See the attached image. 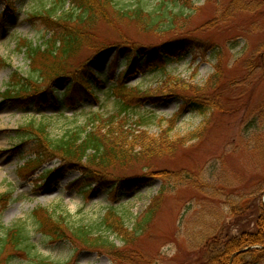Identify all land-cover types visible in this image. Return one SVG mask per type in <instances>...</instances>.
<instances>
[{
  "label": "rangeland",
  "instance_id": "rangeland-1",
  "mask_svg": "<svg viewBox=\"0 0 264 264\" xmlns=\"http://www.w3.org/2000/svg\"><path fill=\"white\" fill-rule=\"evenodd\" d=\"M138 1L116 0L127 8ZM142 1L153 9L160 0ZM193 1L197 10L185 30L192 39L182 41L165 59L143 64L142 69L125 77L126 65L122 62L129 53L116 44L160 46L164 54L161 46L168 36L143 32L132 21H116L114 14L113 18L99 19L91 30H82L87 38L65 64L71 70L87 64L101 76V90L93 92L99 101L83 91L74 93L73 100L19 103L3 99L1 93L10 81L34 78L24 46L27 42L42 45L43 36H50V23L32 17L45 12L50 3L0 0V194L6 193L9 198L0 217V232L17 225L26 227L34 250L32 257L38 251V256L53 264H197L199 251L194 244L217 219L230 223V202L249 196L243 203L246 206L262 193L258 190L264 186V164L254 153L256 142L246 130H264V0ZM219 64L222 81L205 86ZM170 77L207 89L215 98L213 111L204 117L183 109L179 97L166 96L164 82ZM118 80L151 94L144 101L130 103L128 122L136 125L135 130L158 135L169 129L174 130L175 137L186 138L177 153L157 162V172L163 171L161 178L150 176L154 179L140 181L139 186L129 189L116 178L126 173H146L140 165L119 170L113 173V181L101 184L88 182L82 171L65 169L61 163L49 162L39 168L26 166L30 162L25 165L35 160V155L23 139V129L44 124L52 138H60L68 130L90 126L88 122L95 116L117 115L122 112V103L103 90L116 86ZM65 89L57 85L52 91L56 94ZM193 131L202 135L187 141ZM53 168H58L59 177L45 179V171ZM160 193L162 197L156 201ZM261 197L264 203V192ZM152 203L157 208L155 218L134 245L122 247L121 241L111 236L124 256L120 260L79 243H53L38 231L33 218L35 211L46 209L55 217L64 216L70 226L93 225L115 208L132 226ZM25 249L26 253L9 255L10 261L8 254L2 255L0 264H30Z\"/></svg>",
  "mask_w": 264,
  "mask_h": 264
},
{
  "label": "trees",
  "instance_id": "trees-1",
  "mask_svg": "<svg viewBox=\"0 0 264 264\" xmlns=\"http://www.w3.org/2000/svg\"><path fill=\"white\" fill-rule=\"evenodd\" d=\"M46 1L49 2L44 4L50 3V6L45 12H36L33 16L42 19L46 25L50 23V36L47 37L48 34L43 36L45 41L42 45L29 42L24 46L30 72L34 78H22L12 83L13 86L10 85L9 89L1 94L5 99L25 102L45 96L57 85L68 86L69 95L81 87L91 91L93 83L99 77L97 73L90 70L87 64L81 69L71 70L65 63L87 38L82 30H91L99 19L107 16L113 18L114 14L116 21H132L143 32L168 36V40L161 46L164 54L160 53V46L116 44L118 48L122 47L129 53L122 62L126 65L125 77L136 69H142L143 64L145 66L155 63L160 57L165 59L166 55L175 51L182 41L191 40L185 30L189 28L192 15L197 10L193 0H160L153 9H148L142 0L129 8L120 6L116 0ZM235 7L243 10L239 6ZM111 24L114 25V21ZM217 54L220 56V52ZM43 72H47V75L43 76ZM91 76L94 80L90 79ZM222 77V66L219 64L217 71L210 76L205 86L218 84ZM178 80L170 77L164 82L166 96L179 97L183 109L204 117L213 111L216 105L215 98H211L207 89L203 90L185 82L180 83ZM106 93L107 96L115 97L122 103V112L107 118L95 116L88 122L90 126H78L75 130H68L60 138H52L44 124L23 129V139L30 144L35 155V160H30L26 166L39 167L43 163L57 162L65 169L75 168L82 171L88 182L101 184L113 181V173L119 170L128 171L140 165L147 171L146 173H126L116 178L129 189L139 186L140 181L146 183L154 179L150 176L161 178L163 171L157 172V162L165 156L177 153L178 149L186 144V138L175 137L172 135L174 130L169 129L161 130L158 135H151L147 130H135L136 125L133 127L132 123L128 122L130 119L128 109L132 107L130 103L150 98L151 94L147 90L129 87L123 81H118L117 85L107 89ZM246 131L250 133L251 140L256 142L253 151L264 164V130ZM251 132H255L256 135ZM199 133L191 132L187 141L195 140L202 135ZM58 172V169L45 171L47 178L57 175ZM258 191L262 192L260 196L246 206L243 203L249 196L246 198L241 196L237 202L235 200L230 202L228 213L230 223L226 224L217 219V223L211 225V229L201 234L200 239L194 244L199 251L197 264H264V203L261 201L264 186ZM161 197L160 193L156 201ZM8 204L7 194H1L0 217ZM156 212L157 208L152 203L140 218H136L132 226L126 223L115 208H110L102 220L93 225L70 226L64 216L55 217L46 209L35 211L33 218L38 231L49 237L53 243L63 241L79 243L86 249L105 252L115 260H120L124 256L120 253L119 246L111 240V236L120 240L122 247L134 245L140 236L148 231ZM30 242V231L26 227L17 225L7 229L0 233V257L8 254L10 261L12 256L9 255L25 252L27 247L29 251L27 254L32 261L30 264H53L47 258L38 256V251L34 254L36 256L32 257L30 254L34 250L31 249Z\"/></svg>",
  "mask_w": 264,
  "mask_h": 264
}]
</instances>
